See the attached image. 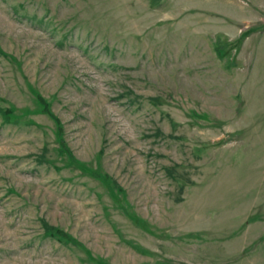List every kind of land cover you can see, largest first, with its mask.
Segmentation results:
<instances>
[{"label":"rangeland","instance_id":"374dc122","mask_svg":"<svg viewBox=\"0 0 264 264\" xmlns=\"http://www.w3.org/2000/svg\"><path fill=\"white\" fill-rule=\"evenodd\" d=\"M0 264H264V0H0Z\"/></svg>","mask_w":264,"mask_h":264}]
</instances>
